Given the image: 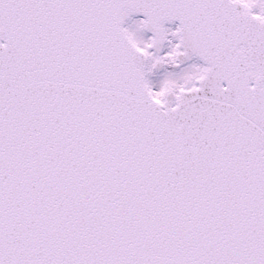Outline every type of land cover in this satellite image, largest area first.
<instances>
[{
	"label": "snow or ice",
	"instance_id": "6c2138e0",
	"mask_svg": "<svg viewBox=\"0 0 264 264\" xmlns=\"http://www.w3.org/2000/svg\"><path fill=\"white\" fill-rule=\"evenodd\" d=\"M0 264H264V0H0Z\"/></svg>",
	"mask_w": 264,
	"mask_h": 264
}]
</instances>
